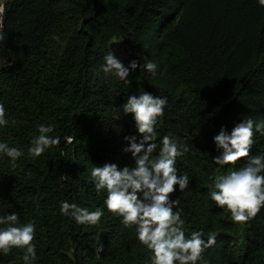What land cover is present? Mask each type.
Returning a JSON list of instances; mask_svg holds the SVG:
<instances>
[{"label":"trees","instance_id":"16d2710c","mask_svg":"<svg viewBox=\"0 0 264 264\" xmlns=\"http://www.w3.org/2000/svg\"><path fill=\"white\" fill-rule=\"evenodd\" d=\"M2 25L0 104L9 123L0 126V143L24 155L13 168L0 153V217L16 213L20 223L34 222L32 264H151L136 226L124 227L107 210L106 190L98 195L90 176L105 163L134 166L124 137L140 134L123 105L144 91L167 98L153 157L166 135L189 149L176 162L189 186L180 192L176 185L170 197L180 201L173 211L186 238L193 231H202L205 241L216 234L197 264H264V207L236 223L209 194L219 177L248 159L216 165L213 137L248 118L264 121V7L258 0H7ZM114 40L125 59L112 50ZM109 51L125 67L133 60L155 63L156 75L138 66L126 83L105 73ZM41 124L53 125L48 135L60 143L33 158L28 149ZM253 132L250 156L264 154V135ZM63 201L99 208L103 216L95 225L77 224L61 214ZM24 253H0V264H24Z\"/></svg>","mask_w":264,"mask_h":264},{"label":"clouds","instance_id":"9594fccd","mask_svg":"<svg viewBox=\"0 0 264 264\" xmlns=\"http://www.w3.org/2000/svg\"><path fill=\"white\" fill-rule=\"evenodd\" d=\"M264 7V0H258ZM4 11L0 8V13ZM4 38L3 25L0 23V40ZM105 73H114L121 81L128 80L130 71L143 66L145 70L156 75L157 65L151 61L139 65L133 60L128 67L118 60L112 51L104 56ZM167 105L166 97L153 96L146 91L139 95L128 97L123 105L125 115L133 114L140 138L125 136L128 146L123 149L131 153L135 161L133 167L122 169L114 163H105L102 167L94 166L90 171L95 190L99 195L106 190L104 204L107 210L122 218L124 227L136 226L138 241L152 253L151 264H197L206 248L216 243V234L209 233L207 241L202 239V231H193L190 238H186L183 230L184 221L173 207L179 205V199H170L179 186L183 192L189 186L187 175L178 176L176 162L189 151L186 145H180L170 136H164L158 155L153 157L157 148L155 143L157 133L155 125L158 118L164 115ZM5 108L0 104V126H7ZM14 124L15 121H12ZM264 135V121L254 122L251 118L236 124L231 132L221 127L219 134L213 137L216 149L220 155L213 158L216 165L225 166L235 164L247 157V162L239 170L232 171L226 176L219 177L210 186L211 200L231 214L236 223H244L255 218L264 207V154L250 156V149L254 143L253 128ZM54 126L43 124L38 126L39 135L32 140L28 153L33 158L41 156L47 148L59 145L60 137L48 134L53 132ZM70 142V141H69ZM0 153L11 158L12 167L24 153L7 143H0ZM211 179V177H210ZM61 214L75 220L80 225H95L103 216V211L97 208L89 211L75 203L61 202ZM0 253L8 255L13 248L24 249V264H32L36 259L35 224L32 221L20 223L18 214L12 213L0 217Z\"/></svg>","mask_w":264,"mask_h":264},{"label":"rangeland","instance_id":"374dc122","mask_svg":"<svg viewBox=\"0 0 264 264\" xmlns=\"http://www.w3.org/2000/svg\"><path fill=\"white\" fill-rule=\"evenodd\" d=\"M112 50L116 52L121 59H125L122 47H121V42L118 40H114L112 43Z\"/></svg>","mask_w":264,"mask_h":264},{"label":"built area","instance_id":"2783aa9c","mask_svg":"<svg viewBox=\"0 0 264 264\" xmlns=\"http://www.w3.org/2000/svg\"><path fill=\"white\" fill-rule=\"evenodd\" d=\"M7 2V0H0V8L4 9V5ZM4 11L2 13H0V23H2V15H3Z\"/></svg>","mask_w":264,"mask_h":264}]
</instances>
